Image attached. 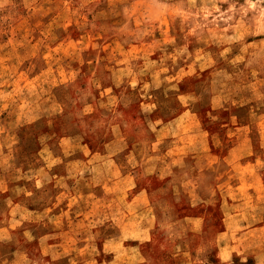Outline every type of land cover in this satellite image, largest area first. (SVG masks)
I'll return each instance as SVG.
<instances>
[{
  "label": "rangeland",
  "instance_id": "374dc122",
  "mask_svg": "<svg viewBox=\"0 0 264 264\" xmlns=\"http://www.w3.org/2000/svg\"><path fill=\"white\" fill-rule=\"evenodd\" d=\"M0 264H264V0H0Z\"/></svg>",
  "mask_w": 264,
  "mask_h": 264
}]
</instances>
